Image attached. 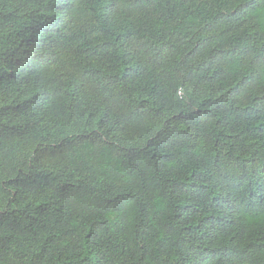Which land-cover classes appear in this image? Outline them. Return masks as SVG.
<instances>
[{
	"label": "trees",
	"instance_id": "1",
	"mask_svg": "<svg viewBox=\"0 0 264 264\" xmlns=\"http://www.w3.org/2000/svg\"><path fill=\"white\" fill-rule=\"evenodd\" d=\"M0 264H264V0H0Z\"/></svg>",
	"mask_w": 264,
	"mask_h": 264
}]
</instances>
